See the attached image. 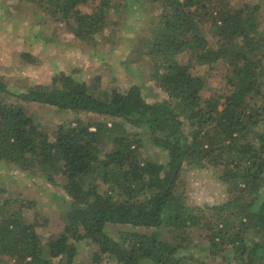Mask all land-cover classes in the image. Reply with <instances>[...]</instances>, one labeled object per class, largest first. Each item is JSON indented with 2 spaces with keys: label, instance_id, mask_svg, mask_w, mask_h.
<instances>
[{
  "label": "trees",
  "instance_id": "16d2710c",
  "mask_svg": "<svg viewBox=\"0 0 264 264\" xmlns=\"http://www.w3.org/2000/svg\"><path fill=\"white\" fill-rule=\"evenodd\" d=\"M26 1L88 47L106 36L112 19L108 0ZM150 2L161 16L133 61L145 62L164 99L148 101L134 84L109 91L100 75L88 84L61 72L50 84L23 86L22 92L0 78V165L29 175L37 170L71 198L59 197L69 224L47 244L37 224L23 218L19 199L0 204V264H74L84 242L98 247L94 264L113 258L118 264H186L181 242L190 228L206 232L213 255L264 264L263 10L259 3L235 9L230 0ZM137 3L127 0L119 15H141ZM21 58L37 64L29 54ZM194 66L226 68L214 75L223 86L214 88ZM18 101L85 119L59 125L50 139ZM148 145L167 162L144 158ZM191 168L217 170L229 198L218 206H189L180 178Z\"/></svg>",
  "mask_w": 264,
  "mask_h": 264
},
{
  "label": "rangeland",
  "instance_id": "374dc122",
  "mask_svg": "<svg viewBox=\"0 0 264 264\" xmlns=\"http://www.w3.org/2000/svg\"><path fill=\"white\" fill-rule=\"evenodd\" d=\"M24 1L0 0V78L8 82L11 91L22 92L23 86L50 84L54 76L66 72L88 84L100 75L104 88L109 91L134 84L142 88L148 101L165 98L157 85L149 80L150 70L145 62L133 61L134 54H143L145 43H149L153 37L154 24L161 16L159 5H152L150 0H138L137 7L141 15L132 18L125 11L120 12L121 15L118 12L119 7H124L127 0H108L112 19L107 23L106 36L101 34L99 44L88 47L77 41L65 24L54 23L48 16L43 17L37 6ZM257 3L264 13V0H230V6L235 9ZM118 17L121 22L119 25L116 22ZM125 17L127 20L123 21ZM262 25L264 30V21ZM209 29L207 25L208 32ZM261 46L264 50V43ZM21 54H29L32 59L37 60V64L27 63L26 59L21 58ZM179 60L186 64L189 54L180 56ZM193 68L195 74L209 80L214 88L223 86L220 83L222 78H215L214 75L218 72L224 74L226 68L216 67L214 71H206L209 68L207 66L204 70L202 66ZM16 104L26 107L36 116L50 139L55 138L59 125L74 122L77 117L85 119L84 115L79 116L38 103L24 104L18 101ZM254 131L258 133L263 128L258 126ZM141 154L144 158L160 163H165L168 159L165 153L156 150L152 145L142 149ZM36 171L29 175L17 171L13 165L2 163L0 204L3 205L8 198L19 199L23 204V218L37 224L36 230L42 243L47 244L59 238L69 224L66 201L59 198L67 195L61 187L49 184ZM216 171H212V168H191L181 176L180 183L189 190V206H218L229 198L227 186L219 181V172ZM66 198L71 200L68 196ZM6 210H9L8 206ZM205 212L206 216H212V211ZM115 229L123 231L129 227L116 226ZM163 235L169 240L173 239L169 231L164 230ZM205 235L204 230L193 228L185 235L181 246L186 264H238L231 256L211 254V246ZM78 248L79 253L74 264H94L92 259L98 252V247L84 242ZM102 264H118V261L113 258Z\"/></svg>",
  "mask_w": 264,
  "mask_h": 264
}]
</instances>
